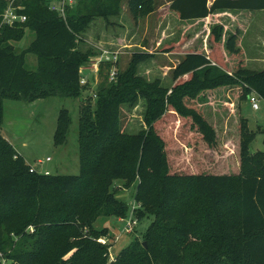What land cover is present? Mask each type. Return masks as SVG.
Wrapping results in <instances>:
<instances>
[{
    "label": "trees",
    "instance_id": "trees-1",
    "mask_svg": "<svg viewBox=\"0 0 264 264\" xmlns=\"http://www.w3.org/2000/svg\"><path fill=\"white\" fill-rule=\"evenodd\" d=\"M9 1L0 0V14ZM122 2L78 0L63 20L46 0H24V24L10 28L0 17V251L15 264H264V152L251 153L254 133L247 120L241 119L235 174L185 168L181 162L172 169L169 150L179 149L181 141L170 144V133L161 130L165 121L171 131L185 121L206 147L215 148L217 131L195 107L200 95L236 87L241 101H248L252 92L264 101V69L243 64L232 73L227 69L225 51L236 58L243 54L239 30L225 32L215 25L209 53L185 52L172 71L171 88L138 74L139 65L154 57L148 52H134L128 67L119 69L117 82L110 83L106 75L96 97H87L80 111L77 176L31 172L3 137L5 100L77 99L85 94L88 86L80 84V69L97 55L81 50L83 34L97 18L118 17ZM152 3L129 0L128 9L138 19L151 13ZM169 9L181 22H200L216 14L263 12L264 0H171ZM27 31L34 37L18 51L15 44ZM185 41L160 51L181 53ZM30 55L34 67L29 66ZM140 98L146 100V129L124 133L122 106ZM71 124L69 111L61 110L56 146L67 143ZM119 182L125 190L135 188L137 221H153L142 241L135 239L111 261L114 239L95 223L100 217H129L134 206L118 197Z\"/></svg>",
    "mask_w": 264,
    "mask_h": 264
},
{
    "label": "rangeland",
    "instance_id": "rangeland-1",
    "mask_svg": "<svg viewBox=\"0 0 264 264\" xmlns=\"http://www.w3.org/2000/svg\"><path fill=\"white\" fill-rule=\"evenodd\" d=\"M128 1L123 0L122 10L118 17H110L108 20L97 18L91 23L83 34L84 42L81 44L83 52L92 50L98 55L102 50L118 51L121 57L118 66L121 71L128 67L134 52L152 53L154 57L151 60L139 65L138 74L150 82L160 80L164 87L171 88L170 85L174 83L172 71L175 62L173 58L170 59L166 55L182 58L188 50L209 53L210 31L215 25H222L225 32L239 30L237 44L243 53L242 57L236 58L228 55L224 50L227 69L232 73L237 70L239 64H243L246 66L245 68L251 70L264 69V17L261 18L262 27L255 29L248 27L252 14L244 15L241 22L234 26L228 21V19H232L228 15L212 16L210 19L200 22H181L177 14L169 9L171 0H153L151 13L134 19L129 12ZM210 2L212 1L210 0ZM258 13L262 14L260 11ZM252 16L254 17V15ZM33 37V34L27 31L25 38L15 44L17 50L21 51L28 46ZM223 38L222 49H224L225 41V37ZM182 39L186 41L181 53L167 54L160 51L165 45L179 42ZM27 58L29 66L35 64L31 55ZM166 65L172 69L169 71ZM84 74L91 76L89 72ZM102 75L98 78V85L95 86L91 82L81 98L49 97L31 102L5 100L4 121L1 129L3 137L10 141L16 153L38 172L48 170L51 175H79L78 126L80 111L84 100L96 95L99 85L107 77V70ZM240 95L239 88L227 87L213 93L200 95L195 102V107L202 112L206 120L217 131V146L215 148L206 147L201 135L194 132L190 123L187 124L185 121L182 124L179 123L173 127L172 131L167 121L162 124V132L170 133V144L174 145L175 142L181 141L179 149L173 146L169 150L172 169L177 167L178 162H181L185 168L191 165L193 167L200 166L201 170L208 169L207 172L238 173L242 118L247 120L249 130L254 133V141L250 146L251 153L264 152V101H260V110L255 111L248 101H241ZM63 109L69 111L72 124L67 143L63 146H56L54 135L60 111ZM145 112L146 100L144 98H140L135 105H123L122 132L136 134L142 129H146ZM182 150L184 154H182ZM47 158L52 161L47 162ZM122 184L119 182L116 186L119 190L118 197L132 208L136 205L135 188L125 190ZM152 221V217H145L138 222L134 231L127 233L123 230L126 222L117 216L100 217L95 223V228L98 230L108 229L110 236L114 239L110 253L112 261L123 248L129 246L135 239L142 241L143 235Z\"/></svg>",
    "mask_w": 264,
    "mask_h": 264
},
{
    "label": "built area",
    "instance_id": "built-area-1",
    "mask_svg": "<svg viewBox=\"0 0 264 264\" xmlns=\"http://www.w3.org/2000/svg\"><path fill=\"white\" fill-rule=\"evenodd\" d=\"M24 0H10L5 11L0 14L2 18V25L13 28L15 26L24 24L27 21V16L22 12L24 6L22 5ZM49 10L57 13L63 20H67L68 12L75 7L77 1L75 0H46ZM119 62H120V52L112 50H102L97 56L90 59V61L82 66L80 69V84L81 86H89L92 82L95 86L98 85V78L101 75L103 67L111 65V68L107 70L108 81L110 83H115L119 76ZM85 72H89L91 76L85 75ZM96 97V95L92 96ZM262 98L256 92H252L248 96V102L255 111L260 110V101ZM48 159L47 161H49ZM31 172H38L36 169L31 167ZM40 174L50 175V172H39ZM139 205L134 206L130 215L127 219H121L126 222L123 230L127 233L134 231L135 226H137V219L135 217V209ZM103 243L106 241L101 240ZM0 264H15L12 260L6 258L3 252L0 251Z\"/></svg>",
    "mask_w": 264,
    "mask_h": 264
},
{
    "label": "crops",
    "instance_id": "crops-1",
    "mask_svg": "<svg viewBox=\"0 0 264 264\" xmlns=\"http://www.w3.org/2000/svg\"><path fill=\"white\" fill-rule=\"evenodd\" d=\"M211 1H214V0H211ZM170 5H171V3H170ZM260 13H262V14H259L258 12H246V11H243V12H234V13H224V14H216V15H212V16H221V15H228V16H230L232 19L230 20V19H228V21L229 22H231L232 23V25L234 26V25H236V24H238V23H240L241 22V18L244 16V15H247L248 14V16H250L251 14L252 15H254V17L251 15V18H250V23L248 24V27H253V29H255V28H258V27H262V25H263V22L261 21V18H263L264 17V11L263 12H260ZM250 14V15H249ZM212 16H210V17H208L207 19H210ZM207 19H205V20H207ZM205 20H203V21H205ZM262 24V25H261ZM237 31V30H236ZM235 31V32H236ZM234 32V33H235ZM262 41H263V39H262ZM184 55L185 54H183V57H184ZM122 56V55H121ZM168 58H170V59H172L173 58V61L175 62L174 63V66H173V69H175L176 67H177V65L180 63V61L182 60V58L181 57H178V56H173V57H171L170 55L168 56V55H166ZM121 58V57H120ZM254 60V59H253ZM247 64V63H246ZM245 64V65H246ZM250 64L248 63V66H249ZM166 66H168V65H166ZM165 66V67H166ZM246 67V66H245ZM172 68H170L169 66H168V70L170 71ZM249 69V68H248ZM146 79V78H145ZM170 86H172V84L170 85ZM5 138V137H4ZM6 139V138H5ZM7 140V139H6ZM8 141V140H7ZM10 142V141H9ZM11 143V142H10ZM19 155V154H18ZM48 159H50V158H47V160ZM26 161V160H25ZM52 160L50 159L49 161H47V162H51ZM28 164V163H27ZM29 165V164H28ZM31 166V165H30ZM32 167V166H31ZM48 171V170H47ZM48 172H50V171H48ZM51 174V173H50Z\"/></svg>",
    "mask_w": 264,
    "mask_h": 264
}]
</instances>
